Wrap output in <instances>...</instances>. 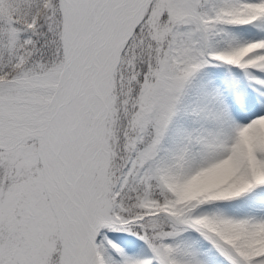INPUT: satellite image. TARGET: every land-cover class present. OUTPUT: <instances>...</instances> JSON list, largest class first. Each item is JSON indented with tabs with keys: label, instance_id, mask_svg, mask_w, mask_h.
<instances>
[{
	"label": "snow or ice",
	"instance_id": "snow-or-ice-1",
	"mask_svg": "<svg viewBox=\"0 0 264 264\" xmlns=\"http://www.w3.org/2000/svg\"><path fill=\"white\" fill-rule=\"evenodd\" d=\"M0 264H264V0H0Z\"/></svg>",
	"mask_w": 264,
	"mask_h": 264
},
{
	"label": "bare ground",
	"instance_id": "bare-ground-1",
	"mask_svg": "<svg viewBox=\"0 0 264 264\" xmlns=\"http://www.w3.org/2000/svg\"><path fill=\"white\" fill-rule=\"evenodd\" d=\"M206 186H211L213 183V178L212 177H207L205 181L203 182ZM199 186V185H198Z\"/></svg>",
	"mask_w": 264,
	"mask_h": 264
}]
</instances>
